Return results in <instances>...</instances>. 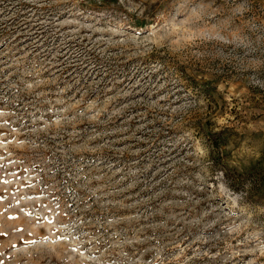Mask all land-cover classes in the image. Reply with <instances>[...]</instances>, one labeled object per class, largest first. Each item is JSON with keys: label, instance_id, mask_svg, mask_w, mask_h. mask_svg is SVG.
Returning a JSON list of instances; mask_svg holds the SVG:
<instances>
[{"label": "rangeland", "instance_id": "374dc122", "mask_svg": "<svg viewBox=\"0 0 264 264\" xmlns=\"http://www.w3.org/2000/svg\"><path fill=\"white\" fill-rule=\"evenodd\" d=\"M172 15L0 0V264H264V44L174 58Z\"/></svg>", "mask_w": 264, "mask_h": 264}, {"label": "clouds", "instance_id": "9594fccd", "mask_svg": "<svg viewBox=\"0 0 264 264\" xmlns=\"http://www.w3.org/2000/svg\"><path fill=\"white\" fill-rule=\"evenodd\" d=\"M173 7L175 15L164 18L153 40L174 58L197 48L200 59L209 65L216 61L243 63L244 57L237 55V50L243 49L248 56L264 44V35L253 39L257 31L264 29V24L258 26L254 20H244L247 0H235L234 4L226 0V7L219 12L215 11L212 0H173ZM229 47L231 50L226 51Z\"/></svg>", "mask_w": 264, "mask_h": 264}, {"label": "snow or ice", "instance_id": "6c2138e0", "mask_svg": "<svg viewBox=\"0 0 264 264\" xmlns=\"http://www.w3.org/2000/svg\"><path fill=\"white\" fill-rule=\"evenodd\" d=\"M0 143H3V141H0ZM3 159V157L2 156H0V160H2ZM3 165H0V167H2ZM16 173H13V175H15ZM0 182H3V183H7L8 181H0ZM39 198H41V197H39V196H29V197H26V199H39ZM4 199V197L3 196H0V201H2ZM19 202H17V204H18ZM37 207H40V206H37ZM43 207H47V205H43ZM28 215L29 216H31V213H28ZM18 217H10V219H17ZM42 218H37V222H40V220H41ZM47 222H49V223H53L54 221L53 220H48ZM62 226H64V225H62ZM20 231H23V229H19ZM61 239H63V238H61ZM34 243H35V241H33L32 242V244L34 245ZM13 247H15V245H13Z\"/></svg>", "mask_w": 264, "mask_h": 264}]
</instances>
